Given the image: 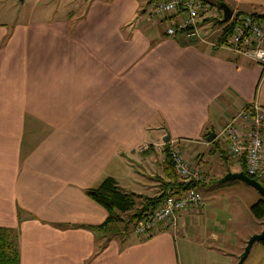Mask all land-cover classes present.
I'll list each match as a JSON object with an SVG mask.
<instances>
[{"label":"crops","instance_id":"0c3cea01","mask_svg":"<svg viewBox=\"0 0 264 264\" xmlns=\"http://www.w3.org/2000/svg\"><path fill=\"white\" fill-rule=\"evenodd\" d=\"M149 1L85 0L73 14L57 0H22L24 10L0 0V229L17 264H184L191 246L206 264L211 253L235 264L261 230L201 227L200 205L177 228L139 237L107 229V210L88 194L106 177L162 194L177 181L170 140L202 171L193 189H206L212 175L244 170L224 126L250 103L264 109V69L218 44L222 11L202 17L210 42L185 43L148 18ZM221 1L264 13V0ZM255 248L252 264H264V245Z\"/></svg>","mask_w":264,"mask_h":264},{"label":"built area","instance_id":"2783aa9c","mask_svg":"<svg viewBox=\"0 0 264 264\" xmlns=\"http://www.w3.org/2000/svg\"><path fill=\"white\" fill-rule=\"evenodd\" d=\"M211 7L208 0H151L147 4L146 13L151 21L164 23L167 36H180L185 43L210 42L201 30L200 23ZM212 26L220 31V46L242 54L264 69V19L250 12H232L229 19L222 18ZM263 120L264 109L257 102L250 103L229 120L222 134L233 157L243 160L246 174L264 186ZM142 148H148V145ZM165 150L181 181L202 178V171L191 165L175 141H168ZM202 204L201 194L193 188L175 190L169 187L156 207L134 224L133 232L139 237H148L160 228L175 229L182 212L190 206Z\"/></svg>","mask_w":264,"mask_h":264},{"label":"rangeland","instance_id":"374dc122","mask_svg":"<svg viewBox=\"0 0 264 264\" xmlns=\"http://www.w3.org/2000/svg\"><path fill=\"white\" fill-rule=\"evenodd\" d=\"M13 1L17 7L19 6L22 10L25 9L26 2L22 3L19 0ZM57 1L58 4H64L63 9L66 11L70 10L73 14L80 12L82 10L83 3L85 2V0ZM210 10V15H214L216 11H221L216 6H212ZM220 178L212 175V179L206 189L199 190L203 199V204L201 206L203 212L199 220V225L201 227L212 229L218 233H221V229L223 228L225 229V232H228L230 237H237L238 235L247 233L257 226L260 227L264 218L254 220V217L249 209L250 204L256 201V196L259 195L256 189L238 179H234L235 182L234 180L220 182ZM132 212L133 211L123 213L122 217L124 222L118 223V228L123 233L133 231L134 225L132 226L130 224L125 227L126 221ZM257 245L258 242H255L253 249H251L250 254L243 264H252L255 254L258 253L257 250H255ZM188 249L189 250L186 251L184 255V264H206V257L202 256L201 251L192 248V246ZM221 255L223 254L211 253L209 261L213 264L214 262H221L224 260Z\"/></svg>","mask_w":264,"mask_h":264},{"label":"trees","instance_id":"16d2710c","mask_svg":"<svg viewBox=\"0 0 264 264\" xmlns=\"http://www.w3.org/2000/svg\"><path fill=\"white\" fill-rule=\"evenodd\" d=\"M208 1L212 6H216L221 10L217 5L221 0ZM253 14L256 17L264 19V13ZM167 157L169 168L174 177H177V181L175 180L171 187L175 190H186L195 187L198 180H190L187 182L181 181L174 171L172 160L168 154ZM243 171L245 172V170ZM166 189H164L163 193L160 195L145 196L134 192H128L119 187L112 177H106L101 181L97 188L89 189L88 194L107 210V229L120 230L118 228V223L124 222L122 217L123 213L133 211L130 213L125 227L130 224L133 226L137 221L145 218L156 207L163 198ZM249 209L256 219L264 218V199L261 195L256 201L250 204ZM260 243L264 245V241H261ZM0 264H17L16 253L11 238L2 229H0Z\"/></svg>","mask_w":264,"mask_h":264},{"label":"water","instance_id":"95a60500","mask_svg":"<svg viewBox=\"0 0 264 264\" xmlns=\"http://www.w3.org/2000/svg\"><path fill=\"white\" fill-rule=\"evenodd\" d=\"M22 1V0H19ZM217 5L220 7L222 11L223 20L229 19L230 15L232 14L231 8L223 1H220L217 3ZM215 138V131L213 127L210 128L208 131V135L206 136L207 141H211ZM169 139V133L165 134V137H163L164 141H167ZM232 179H238L243 181L244 183L252 186L256 191L261 195V197L264 199V186L257 181L255 178H252L248 176L244 171H237V172H231L228 171L225 173L220 179V182L226 181V180H232ZM264 241V220L262 221V228L259 232H255L251 234L248 239L246 240V244L243 248V251L240 253L238 261L235 264H242L246 256L248 255L251 246L255 242H261Z\"/></svg>","mask_w":264,"mask_h":264}]
</instances>
